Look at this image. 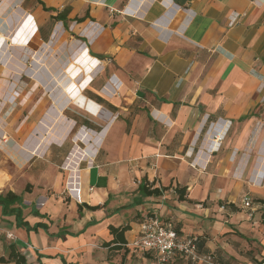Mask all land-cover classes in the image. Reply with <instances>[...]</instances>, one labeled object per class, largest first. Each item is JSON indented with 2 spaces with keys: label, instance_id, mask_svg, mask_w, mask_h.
<instances>
[{
  "label": "crops",
  "instance_id": "0c3cea01",
  "mask_svg": "<svg viewBox=\"0 0 264 264\" xmlns=\"http://www.w3.org/2000/svg\"><path fill=\"white\" fill-rule=\"evenodd\" d=\"M67 24L100 76L72 56L78 83L58 79ZM0 178L48 226L0 206V256L16 242L27 264H160L132 247L155 214L204 238L212 264L264 259V0H0ZM143 180L168 189L143 197ZM110 225L130 226L128 251L104 246Z\"/></svg>",
  "mask_w": 264,
  "mask_h": 264
},
{
  "label": "built area",
  "instance_id": "2783aa9c",
  "mask_svg": "<svg viewBox=\"0 0 264 264\" xmlns=\"http://www.w3.org/2000/svg\"><path fill=\"white\" fill-rule=\"evenodd\" d=\"M234 22L233 19L230 24ZM68 191L74 192L78 201L82 200L80 187H75L74 190L69 188ZM243 204L245 207H251L250 197L245 196ZM132 247L143 254L154 255L160 264H170L177 257L186 258L192 263H213L212 255L198 250L197 236H183L175 230L171 221L163 220L155 214L148 215L139 222L138 233Z\"/></svg>",
  "mask_w": 264,
  "mask_h": 264
},
{
  "label": "trees",
  "instance_id": "16d2710c",
  "mask_svg": "<svg viewBox=\"0 0 264 264\" xmlns=\"http://www.w3.org/2000/svg\"><path fill=\"white\" fill-rule=\"evenodd\" d=\"M46 10H51L50 8H46ZM58 19H63L62 14H58L56 16ZM79 21H83L84 18L78 19ZM99 100H103L101 97H99ZM99 101V102H100ZM30 189V185L27 186V190ZM168 187H153L152 184H150L148 181L143 180L139 184V192L141 196H159L162 195L165 190H167ZM176 192L179 194L180 200H187L186 198V187H176ZM0 206L2 207V212L4 216L7 215H15L16 216V224L18 227H24L28 231L34 230L37 231L38 228L42 227L44 229H47L48 226L43 223H36L35 225H30V223L25 220L23 216V208L26 207V204L23 201V198L21 195H18L12 191L7 192L6 194H0ZM91 210H96L100 207V205L97 206H89L86 205ZM81 206H79V209ZM36 214H39L38 211H34ZM264 222V220H263ZM175 230L180 232L176 226H174ZM130 229L129 225H122V226H109L110 233L113 235V239L110 242H105L104 246L108 247L111 251L116 250H122L123 248L128 251V241L126 239L125 233ZM58 236H63L62 232L58 233ZM2 240V236L0 235V241ZM114 244V245H113ZM197 245L198 250L201 253L212 255L213 257V263L216 262V259L214 258V254L210 253V251L205 247V239L202 237H197ZM252 261L255 264H264V259L258 260L255 257H252ZM0 263H15V264H27V257L26 255L21 252L18 248V245L16 242H10L8 244V254L7 256H0Z\"/></svg>",
  "mask_w": 264,
  "mask_h": 264
},
{
  "label": "rangeland",
  "instance_id": "374dc122",
  "mask_svg": "<svg viewBox=\"0 0 264 264\" xmlns=\"http://www.w3.org/2000/svg\"><path fill=\"white\" fill-rule=\"evenodd\" d=\"M66 28L67 30H69L70 33H72L73 37H70L66 40L62 39L57 45H56V53L58 55H60L61 57V68H65V65L66 63H68L70 61V59L72 58V56H74V49L79 46L80 44L77 43V45H75L76 47L75 48H71V46L73 45L72 41H75V40H82V36L80 34H78V32H75L73 31V24H67L66 25ZM72 44V45H71ZM49 49V48H47ZM74 50V51H73ZM49 51H52L51 49ZM47 55H48V52L46 50V62L48 63V66L50 65L51 67L53 66L52 63L49 62V60L47 59ZM32 60H30L31 62ZM43 60L39 61V65H35V66H39V67H44L43 63H42ZM37 63V62H36ZM46 67H48L46 64H45ZM96 76H100L101 75V69L98 70L96 73ZM86 77V75H85ZM98 78H96L97 80ZM96 80L94 81V83L96 82ZM98 86H100V90H102V88L106 85L104 82L102 81H99L96 83ZM7 114V109H3V112H2V115H6ZM68 117V115H67ZM81 117V116H80ZM70 118V117H69ZM79 122V123H78ZM82 121H78L76 120V123H75V126L74 128L72 129L71 133L68 135V138L66 139V142H72L75 134L80 130L81 126H82ZM82 147H84V145L82 143H80ZM69 154V153H68ZM61 170H67L65 167H64V164H61ZM136 204L140 205L141 202H136Z\"/></svg>",
  "mask_w": 264,
  "mask_h": 264
},
{
  "label": "bare ground",
  "instance_id": "6f19581e",
  "mask_svg": "<svg viewBox=\"0 0 264 264\" xmlns=\"http://www.w3.org/2000/svg\"><path fill=\"white\" fill-rule=\"evenodd\" d=\"M87 30V29H86ZM92 32V31H91ZM72 45V44H71ZM76 46L75 45H72L71 46V48H75ZM75 50V51H74ZM73 51H74V58H77L76 59V62L79 64V65H81V66H83L85 69V71H86V73H87V77L89 78V77H91L99 68H100V66L99 65H97V63L95 62V60L94 59H91L89 56H88V54H87V51H86V49L85 48H83V45H79V46H77L75 49H74ZM75 56H77V57H75ZM66 69H64L65 70V72L64 73H62V75L60 76V78H58V79H60V81H61V83H68V84H70L71 82L72 83H78V81H79V79L81 78V75H78V77L76 76V72H75V68H76V66L75 65H70V63L68 62V63H66ZM79 67V66H78ZM52 111V110H51ZM50 111V112H51ZM57 114H59L58 112H56ZM50 114V113H49ZM48 114V115H49ZM57 116V115H56ZM54 117V116H53ZM51 118H52V116H51ZM53 119V118H52ZM49 120V119H48ZM47 120V121H48ZM51 120V119H50ZM50 120L48 121V122H50ZM43 121H45L44 119H43ZM46 121V122H47ZM47 122V123H48ZM54 122V121H53ZM44 124V123H43ZM49 124V123H48ZM42 125V124H41ZM50 125V124H49ZM39 127V126H38ZM41 127V126H40ZM39 127V128H40ZM50 129V128H49ZM39 130V129H38ZM43 130H45V129H43ZM48 131V130H47ZM42 133V132H41ZM85 135V134H84ZM41 136H43V134L41 135ZM82 138H83V136H81ZM81 137H80V139H81ZM89 137V136H88ZM87 136H85V140H87V138H88ZM210 137V136H209ZM87 145V144H86ZM35 146V145H34ZM31 148V147H30ZM34 149V148H33ZM39 153H40V151H39ZM1 179V178H0ZM1 183V182H0ZM3 185V184H2Z\"/></svg>",
  "mask_w": 264,
  "mask_h": 264
}]
</instances>
